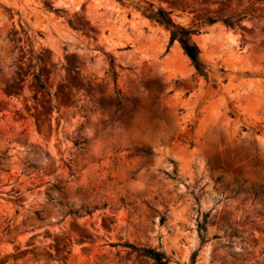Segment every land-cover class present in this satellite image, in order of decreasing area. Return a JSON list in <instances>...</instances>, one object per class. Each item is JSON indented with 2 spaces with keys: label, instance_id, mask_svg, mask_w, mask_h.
Here are the masks:
<instances>
[{
  "label": "rangeland",
  "instance_id": "374dc122",
  "mask_svg": "<svg viewBox=\"0 0 264 264\" xmlns=\"http://www.w3.org/2000/svg\"><path fill=\"white\" fill-rule=\"evenodd\" d=\"M129 245L264 264V3L0 0V264H155Z\"/></svg>",
  "mask_w": 264,
  "mask_h": 264
},
{
  "label": "trees",
  "instance_id": "16d2710c",
  "mask_svg": "<svg viewBox=\"0 0 264 264\" xmlns=\"http://www.w3.org/2000/svg\"><path fill=\"white\" fill-rule=\"evenodd\" d=\"M257 4L264 3V0H256ZM142 13L149 19L162 25L165 29L169 31V43L177 41L180 45L183 53L189 58L191 64L193 65L196 73L200 76L206 77V66L200 59V52L197 45L192 41L191 36L197 32L196 29L190 27H184L176 24L170 17V12L164 10L163 8L153 9L152 5L149 8H144ZM248 14L245 10H241L235 14L224 16L222 18L207 17L204 22L207 24L214 23L220 20L225 26L234 27L239 24L241 20ZM35 80L37 87L41 91H47L45 83L42 81L40 74L35 75ZM58 189V187H56ZM132 251L141 253L146 257L151 258L155 264H166L167 258L164 254L158 250L151 247H137L134 245H129ZM194 255H192L191 263L193 262Z\"/></svg>",
  "mask_w": 264,
  "mask_h": 264
}]
</instances>
